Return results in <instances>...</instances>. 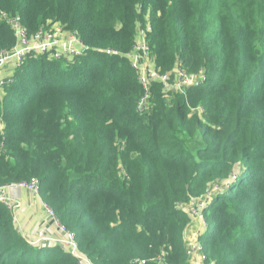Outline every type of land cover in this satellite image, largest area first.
Here are the masks:
<instances>
[{"label":"trees","instance_id":"trees-1","mask_svg":"<svg viewBox=\"0 0 264 264\" xmlns=\"http://www.w3.org/2000/svg\"><path fill=\"white\" fill-rule=\"evenodd\" d=\"M3 14L29 34L60 23L88 51L70 64L29 54L15 69L0 96V187L38 180L92 264H190L183 205L209 195L203 264H264V0H0ZM145 18L158 72L184 63L205 81L167 92L171 104L151 82L139 114L123 55ZM15 43L0 19V51ZM0 264L77 262L29 244L0 203Z\"/></svg>","mask_w":264,"mask_h":264},{"label":"built area","instance_id":"built-area-1","mask_svg":"<svg viewBox=\"0 0 264 264\" xmlns=\"http://www.w3.org/2000/svg\"><path fill=\"white\" fill-rule=\"evenodd\" d=\"M0 19L6 22L16 40L14 47L0 51V93H3L4 88L12 82V75L15 69L22 65L24 59L29 54L35 56L46 55L50 60L64 61L70 64L74 59L88 51V48L82 43L79 37L75 33L67 31L60 23H54L33 34H29L18 18L3 14L0 16ZM150 33L151 27L148 20L145 18L144 23L140 24L136 29L135 41L131 51L128 54L123 55L129 61L131 67L137 72L139 83L144 91L143 97L137 104V113L139 114H142L149 101L151 82L161 84L163 93L166 94L172 90L181 92L185 87L200 86V84L205 81L203 73H200L197 76H192L181 66H177L173 73H159L154 65L153 58L151 57V49L149 45ZM103 52L107 55H120L116 50L109 49L105 51L103 50ZM152 63L153 67H151ZM4 71H9L10 76H7L6 78L1 75ZM3 125L4 124L0 121V131L3 128ZM38 187V180L36 179H31L28 182L2 186L0 187V203L10 209V204L6 197L7 191L14 193L15 191L25 190L32 195L38 196ZM208 198L209 195L200 201H195L187 205L184 204L183 209L190 214L192 219L200 218L201 211L206 205ZM42 205L44 211L57 228L59 234V238H56L54 241L55 245L74 257L77 264H92L90 260L78 250L73 234L58 223L52 209L44 203H42ZM204 226L203 223L202 231L204 230ZM201 232L197 234V237ZM185 245L189 259L191 257H197L198 261L204 263L205 257L197 242Z\"/></svg>","mask_w":264,"mask_h":264},{"label":"crops","instance_id":"crops-1","mask_svg":"<svg viewBox=\"0 0 264 264\" xmlns=\"http://www.w3.org/2000/svg\"><path fill=\"white\" fill-rule=\"evenodd\" d=\"M1 75L10 76L9 71ZM10 204V211L16 230L31 245H52L55 246V239L59 238L57 228L43 209L41 200L25 190L6 192ZM203 219L193 218L187 226L184 235L185 244L197 242V234L202 231ZM190 264H203L197 257L189 259Z\"/></svg>","mask_w":264,"mask_h":264},{"label":"rangeland","instance_id":"rangeland-1","mask_svg":"<svg viewBox=\"0 0 264 264\" xmlns=\"http://www.w3.org/2000/svg\"><path fill=\"white\" fill-rule=\"evenodd\" d=\"M49 24V20L47 21V26H49L48 25ZM182 67H184V63L181 65ZM151 67H153V63L151 64ZM185 68V67H184ZM186 70V69H185ZM3 95H4V91H3V93H0V96H2L3 97ZM172 93H169V94H166L165 96H167V97H165V99L167 100V104H171L172 103V101H173V98H172ZM149 104V103H148ZM147 104V107L149 106ZM150 114H148V115H146V117H148ZM198 144H199V142L198 141H195V142H192V143H190L188 146H189V150H190V152H194L195 150H196V148H197V146H198ZM191 223V222H190ZM189 223V224H190ZM188 224V225H189Z\"/></svg>","mask_w":264,"mask_h":264}]
</instances>
